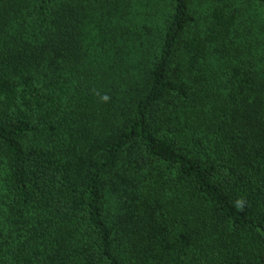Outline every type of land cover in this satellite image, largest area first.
<instances>
[{"label":"trees","instance_id":"obj_1","mask_svg":"<svg viewBox=\"0 0 264 264\" xmlns=\"http://www.w3.org/2000/svg\"><path fill=\"white\" fill-rule=\"evenodd\" d=\"M0 264H264V0H0Z\"/></svg>","mask_w":264,"mask_h":264}]
</instances>
